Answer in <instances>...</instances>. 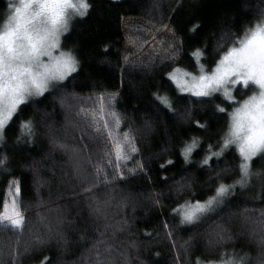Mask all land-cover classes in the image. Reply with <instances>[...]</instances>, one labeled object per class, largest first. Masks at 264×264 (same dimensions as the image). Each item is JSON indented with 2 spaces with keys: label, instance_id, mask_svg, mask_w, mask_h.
<instances>
[{
  "label": "trees",
  "instance_id": "obj_1",
  "mask_svg": "<svg viewBox=\"0 0 264 264\" xmlns=\"http://www.w3.org/2000/svg\"><path fill=\"white\" fill-rule=\"evenodd\" d=\"M9 3L10 0H0V27L9 13ZM89 3L90 12L84 17L73 16L68 31L61 36L65 50H76L80 58L79 74L64 82L66 87L34 97L22 107L0 142V153L9 157L7 170L0 171V201L10 189L9 181H18L21 193L17 201L26 217L22 232L0 228V264H40L45 256L53 264H197L198 260L199 264H208L230 257H244L239 264H264V245L260 242L264 235V156L253 158L251 170L259 171L260 176L249 177L246 188L237 185L215 211L181 224L179 216L172 213L178 202L210 195L204 189L214 187L217 173L220 179L230 177L226 183L239 176L240 157L234 145L210 161L211 170L199 163L203 150L188 163L180 155L182 140L196 137L206 147L215 145L227 131L229 117L214 108L223 97L211 101L180 93L165 76L172 70L165 65L172 61L154 60L147 54L141 58L125 48L127 39L133 36L135 41L140 39L136 44L147 43L151 32H157L158 39L171 41L161 34L168 25L181 43L176 63L194 71L190 53L202 48L205 51L201 61L208 69L218 59V52L226 50L236 36L259 19L264 0H240L239 10L231 13L207 10L203 0ZM135 15L142 19L126 31L122 20ZM190 20L202 25L198 32L187 31ZM105 44L109 45L107 50ZM157 89L171 97L176 115L157 107L152 95ZM254 90V86L241 88L235 96L243 100ZM113 92L118 93L114 110L121 115V130H131L140 149L136 158L145 168L128 174L126 183L106 190L112 198L105 217L90 214L83 200L73 198L79 191V182L68 154L52 141L55 138L79 146L85 127L81 110L99 108L100 94ZM223 106L231 112L238 104ZM185 109L195 113L193 120L207 121L208 127L200 129L184 120L180 114ZM149 118L150 129L144 125ZM28 119L33 122V137L30 142L17 144L20 122ZM82 143L88 145L89 153L103 148L102 141L85 139ZM161 157L174 161L166 171L159 167ZM154 169L163 187L152 181L150 171ZM121 189L124 191L116 195ZM98 196L104 199L105 191ZM154 199L160 203H154ZM106 224L112 227L106 228ZM102 234L113 245L110 255L104 252L103 245L93 247ZM132 241L136 242L135 248Z\"/></svg>",
  "mask_w": 264,
  "mask_h": 264
},
{
  "label": "snow or ice",
  "instance_id": "obj_2",
  "mask_svg": "<svg viewBox=\"0 0 264 264\" xmlns=\"http://www.w3.org/2000/svg\"><path fill=\"white\" fill-rule=\"evenodd\" d=\"M92 5L89 0H19L18 3H9V14L0 27V142L4 141L5 132L11 126L14 118L19 115L20 109L27 106L34 97L43 96L51 90L66 87V82L78 75L82 67L80 58L75 55L74 49L65 50L61 43V36L68 31V22L73 16H86ZM191 25L187 29L190 33H196L202 25L188 21ZM168 28V25H164ZM170 39L173 42L167 46L166 51L176 53L181 48L178 35L171 28ZM107 50L109 45L105 44ZM205 49L196 48L190 53L194 61V71L181 69L179 63L173 61L165 67L172 70L165 73L168 81L175 85L180 93H188L197 98H207L214 101L223 97L220 104H214L217 113H226L229 117L227 131L215 144L206 147L196 137L182 140L180 155L185 163H188L193 155H199L203 150V156L199 163L208 166L210 161L219 158L225 149L235 146L239 153L240 163L237 166L239 176L231 183L225 181L230 177L217 180L214 187L205 186L204 191L211 193L203 199H186L183 203H177L172 209L174 216H179L181 224L192 223L206 216L207 213L223 203L224 199L236 190L237 185L241 189L249 185V177L260 176V172L251 170L254 157L264 156V11L259 14L251 26L244 29L243 34L236 36L232 44L226 50L218 52L211 66L205 70L201 59ZM127 59V58H125ZM255 85L258 91L243 100H237L234 91L241 88L247 90ZM158 102L157 107L163 111L176 115V108L171 97L159 89L152 94ZM118 93H101L98 97L100 107L94 111H85L82 119L85 127L82 129L81 144L70 145L53 138V144L65 150L72 165L73 175L79 182V191L73 198L83 200L88 211L92 215L105 216L106 206L112 198V194L106 190L115 189L119 184L127 182L128 174L143 172L145 164L136 157L140 149L137 147L131 130L122 134L118 133L121 124V115L115 108V100ZM238 104L231 112L223 106ZM104 113L111 117L101 122L98 113ZM190 124L206 129L207 121L193 120L195 115L187 109L180 114ZM147 128H151L152 120L144 121ZM20 135L16 143L30 142L34 134V126L31 119L20 122ZM88 139L95 142H103V148L94 153L88 152V145L82 143ZM163 162L159 165L163 171L174 161L161 157ZM131 163L132 167H127ZM9 157L0 153V171L7 170ZM89 169H91L89 171ZM14 175V174H12ZM12 196L9 201L7 196L0 201V228L11 230L14 233L22 232L26 217L17 203V196L21 193V185L18 181H9ZM183 187V185H181ZM105 191V198L100 199L98 194ZM124 190L121 189L119 195ZM264 193V185H261ZM160 203L159 200L153 201ZM264 223V221H262ZM106 228L112 227L106 224ZM167 227V224H165ZM58 235H61L58 233ZM171 235V233H169ZM43 243L40 237L36 238ZM264 245V235L260 237ZM133 248L136 242H130ZM103 245L104 252L110 255L113 245L103 236L95 242L93 247ZM101 253L98 251L97 256ZM158 255V254H157ZM239 260L229 258L220 264H239ZM15 261V257H13ZM40 264H53L52 260L45 256ZM199 264V260L197 261ZM214 264V262H210Z\"/></svg>",
  "mask_w": 264,
  "mask_h": 264
},
{
  "label": "rangeland",
  "instance_id": "obj_3",
  "mask_svg": "<svg viewBox=\"0 0 264 264\" xmlns=\"http://www.w3.org/2000/svg\"><path fill=\"white\" fill-rule=\"evenodd\" d=\"M10 1H11V3H18L19 2V0H10ZM203 1H204L205 6L208 7L207 10H210V11L211 10H220V11H226V12H230L231 13V12L238 11L239 8H240V0H203ZM6 19H7V16H6L5 20ZM141 19H142V17L138 16V15H135V16H132V17H129V18H124L122 20V24H123L124 29L126 31H129L131 25L133 23H135L136 21H139ZM3 23H2V26H3ZM168 28H171V27L168 26ZM168 28H164L161 31V34L162 35H166L167 37H171L172 33L168 31ZM151 33L149 35V41L147 43H143V44L140 43V45L135 43V42H139L140 39L138 41H135L134 40L135 39L134 36L132 37V40H130L128 38L126 43H125V48L127 50H130V51L134 52L135 55H138L141 58L144 56V54H147V55L152 56L154 60H159V61H163V62H170V61H172V62L175 61L176 62L178 60L177 54L176 53L172 54V53H169V52L166 51L167 46L169 44H172V42L168 38H165V39H161L160 38V39H158L157 32H153L152 34ZM181 69H184V68H181ZM205 70H207V69L205 68ZM253 86L255 87L254 92L258 91L257 87L255 85H253ZM242 89H244V88H242ZM234 95H235V91H234ZM97 109H98V107H97ZM94 110H96V109H88L87 111H94ZM107 111H109V109L105 108L104 112L98 113V118H99V120L101 122H103L105 120H107L108 122H111V117L110 116H106L104 114ZM116 131H118V133H121V134L124 132V131L121 130V124H120L119 129L116 130ZM158 174H159V172H158L157 169H154V170L150 171V177H151L152 181L156 184V186H162L161 183L158 180ZM6 196H7V198L10 201L11 196H12L11 189H9V191L6 194ZM18 196H19V194H18ZM18 196H17V198H18ZM17 203H18V201H17ZM223 261H226V260H223ZM220 262L221 261L214 262V264H220ZM208 264H210V263H208Z\"/></svg>",
  "mask_w": 264,
  "mask_h": 264
}]
</instances>
